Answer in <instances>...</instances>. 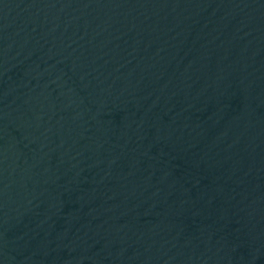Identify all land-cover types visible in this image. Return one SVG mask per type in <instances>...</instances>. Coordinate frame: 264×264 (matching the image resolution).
Here are the masks:
<instances>
[{"label":"water","instance_id":"1","mask_svg":"<svg viewBox=\"0 0 264 264\" xmlns=\"http://www.w3.org/2000/svg\"><path fill=\"white\" fill-rule=\"evenodd\" d=\"M0 264H264V0H0Z\"/></svg>","mask_w":264,"mask_h":264}]
</instances>
